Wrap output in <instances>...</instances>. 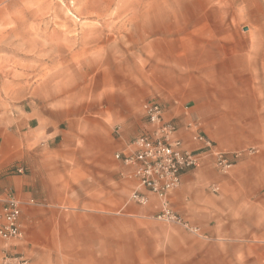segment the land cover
Listing matches in <instances>:
<instances>
[{"label": "rangeland", "instance_id": "1", "mask_svg": "<svg viewBox=\"0 0 264 264\" xmlns=\"http://www.w3.org/2000/svg\"><path fill=\"white\" fill-rule=\"evenodd\" d=\"M171 92L230 100L217 105L219 122L241 146L239 163L264 173V0H0V134L30 103L131 116L114 120L115 136L143 120L142 103L127 100ZM223 189L209 184L193 195L195 208L175 210L197 233L115 208L112 222L97 220L113 233L83 234V261L264 264V240L253 239L260 206L253 217V195L234 201L235 185Z\"/></svg>", "mask_w": 264, "mask_h": 264}, {"label": "crops", "instance_id": "2", "mask_svg": "<svg viewBox=\"0 0 264 264\" xmlns=\"http://www.w3.org/2000/svg\"><path fill=\"white\" fill-rule=\"evenodd\" d=\"M159 99L127 102L133 107L142 103V108L149 102L159 103L164 120L177 128L173 139L201 159L200 166L185 173L181 187L170 194L171 206L176 211H191L193 195L216 183L223 190L235 185L236 192L229 196L234 201L253 195V217L259 215L258 206L264 214L263 172H252L246 161L238 163L230 177L215 167V150L238 151L241 147L229 142L226 125L219 122L217 105L231 101L210 97L205 102L174 92ZM116 116L109 112L69 113L49 105L39 110L27 103L10 118L8 131L0 134V191L10 192L20 201L24 239L21 245L0 241V260L6 254L21 253L29 258L28 264H92L89 256L82 259L83 247H89L85 244L88 236L83 242V234L115 231L113 224H98V218L112 222L115 208L127 216L153 217L159 211L156 196L149 195L146 206L129 202L137 183L128 177L130 168L115 157L127 152L133 140L151 126L143 117L137 124L124 123L113 136L114 127L119 126L114 124L116 120L131 119ZM13 166L23 167L25 173L8 174ZM119 229L124 231V226ZM253 239L264 240L263 224H253Z\"/></svg>", "mask_w": 264, "mask_h": 264}, {"label": "built area", "instance_id": "3", "mask_svg": "<svg viewBox=\"0 0 264 264\" xmlns=\"http://www.w3.org/2000/svg\"><path fill=\"white\" fill-rule=\"evenodd\" d=\"M144 118L151 129L136 137L127 152H119L116 159L130 168L128 177L137 183L131 194V200L139 206L149 203V195L156 196L160 209L153 216L156 221L179 224L191 232H198L175 211L170 203V194L182 185L185 173L200 166V157L184 149L183 142L173 139L177 128L172 122L164 120V109L156 102L143 106ZM199 140L210 146L211 143L199 136ZM252 153V151H250ZM242 152L215 150L214 163L217 171L223 175L232 172L241 160ZM24 168L14 167L13 172L24 174ZM212 190L219 189L213 186ZM22 211L20 201L10 192L0 191V239L6 242L22 241ZM28 260L20 255H5L0 264H27Z\"/></svg>", "mask_w": 264, "mask_h": 264}, {"label": "bare ground", "instance_id": "4", "mask_svg": "<svg viewBox=\"0 0 264 264\" xmlns=\"http://www.w3.org/2000/svg\"><path fill=\"white\" fill-rule=\"evenodd\" d=\"M16 29V28H15Z\"/></svg>", "mask_w": 264, "mask_h": 264}]
</instances>
